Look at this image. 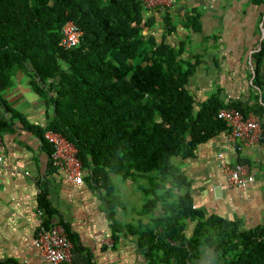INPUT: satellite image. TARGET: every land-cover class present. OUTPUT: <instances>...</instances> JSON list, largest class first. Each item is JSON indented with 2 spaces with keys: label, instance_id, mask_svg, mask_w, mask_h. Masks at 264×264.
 Here are the masks:
<instances>
[{
  "label": "trees",
  "instance_id": "1",
  "mask_svg": "<svg viewBox=\"0 0 264 264\" xmlns=\"http://www.w3.org/2000/svg\"><path fill=\"white\" fill-rule=\"evenodd\" d=\"M250 4L263 7L264 0ZM161 16L158 41L154 15L138 0H0L2 88L19 73L30 79L46 109L42 135L52 131L75 146L82 181L103 195L113 236L121 228L116 209L124 208L114 177L142 193L137 215L152 213L150 222L127 226L148 264H195L204 252L216 255L219 264H264V226L245 228L196 208L191 184L175 164L226 132L217 118L221 109L258 117L264 143V101L257 92L264 42L252 56L253 104L223 102L220 89L197 103L188 86L201 56L183 58V47L166 41L176 32L170 15ZM199 19L193 10L182 26L199 33ZM68 21L82 38L76 48L63 50L59 41ZM6 128L0 122V131ZM40 206L54 213L44 195Z\"/></svg>",
  "mask_w": 264,
  "mask_h": 264
},
{
  "label": "crops",
  "instance_id": "2",
  "mask_svg": "<svg viewBox=\"0 0 264 264\" xmlns=\"http://www.w3.org/2000/svg\"><path fill=\"white\" fill-rule=\"evenodd\" d=\"M193 10L200 15L199 33L182 26ZM166 13L176 27L166 41L182 46L185 59L201 56L191 80L195 101L203 102L220 89L223 102L253 104L249 75L253 73L252 56L264 42V6H254L250 0H175ZM152 14L156 22L152 33L159 41L163 13L147 10V15ZM259 75L262 85L258 99L264 101V55ZM29 81L19 73L3 88L0 82V122L8 124L0 131L4 157L0 166V264H45L34 246L40 229L37 211L44 209L40 206L42 195L54 212L44 216V224L62 223L67 227L72 243L70 264H148L137 246L134 229L127 225L137 226L141 221L147 224L153 214L143 217L137 215L142 207H118L115 219L121 228L113 236L103 195L92 191L85 181L75 185L51 168L42 135L47 124L44 101ZM221 162L247 164L254 182L246 189L228 187ZM175 164L191 184L196 208L226 220H238L245 228L264 226L263 142L238 151L224 132L200 145L194 158L177 159ZM195 264L219 262L216 255L204 252Z\"/></svg>",
  "mask_w": 264,
  "mask_h": 264
},
{
  "label": "built area",
  "instance_id": "3",
  "mask_svg": "<svg viewBox=\"0 0 264 264\" xmlns=\"http://www.w3.org/2000/svg\"><path fill=\"white\" fill-rule=\"evenodd\" d=\"M145 9L165 13L175 0H138ZM82 32L77 25L68 21L61 31L59 47L63 50L76 48L81 41ZM217 118L226 125L229 142L236 150L253 148L262 143L263 133L258 117L249 113L246 116L235 109H221ZM44 139L51 146L50 166L57 172L65 174L75 185L82 184L81 163L77 158V149L63 136L52 131H45ZM221 155H219L220 157ZM3 154L0 139V166L3 165ZM221 170L225 184L231 188L246 189L254 182V177L247 164L229 165L221 162ZM40 229L34 239V246L45 264H70L72 243L65 227L61 224L45 227L43 209L37 211Z\"/></svg>",
  "mask_w": 264,
  "mask_h": 264
},
{
  "label": "rangeland",
  "instance_id": "4",
  "mask_svg": "<svg viewBox=\"0 0 264 264\" xmlns=\"http://www.w3.org/2000/svg\"><path fill=\"white\" fill-rule=\"evenodd\" d=\"M191 80L188 86L190 93L194 90V86L191 83ZM114 180L119 192L117 197L122 202V204H124V208L126 207L140 208L143 206L144 197L136 186H134L130 182H123L119 177L118 178L114 177ZM139 183L141 184V181H138V184Z\"/></svg>",
  "mask_w": 264,
  "mask_h": 264
},
{
  "label": "water",
  "instance_id": "5",
  "mask_svg": "<svg viewBox=\"0 0 264 264\" xmlns=\"http://www.w3.org/2000/svg\"><path fill=\"white\" fill-rule=\"evenodd\" d=\"M263 31H264V29H263ZM217 191V190H216Z\"/></svg>",
  "mask_w": 264,
  "mask_h": 264
}]
</instances>
